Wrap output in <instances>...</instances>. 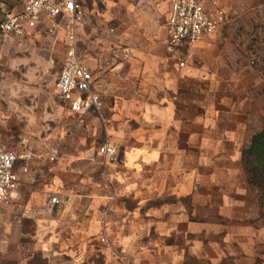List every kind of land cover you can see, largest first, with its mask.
Listing matches in <instances>:
<instances>
[{"label": "crops", "instance_id": "crops-1", "mask_svg": "<svg viewBox=\"0 0 264 264\" xmlns=\"http://www.w3.org/2000/svg\"><path fill=\"white\" fill-rule=\"evenodd\" d=\"M78 1L85 14L76 47L102 106L70 111L80 138L47 186L61 201L48 199L42 214L48 236L65 248L95 245L104 264H264V202L242 165L243 150L264 126V76L243 56L238 32L264 0H222L231 23L175 53L168 50L173 0ZM23 11L24 0H0V20ZM66 22L42 17L23 38L0 32L1 111L10 88L55 94L68 55ZM49 75L55 82L43 83ZM24 141L10 150L34 153ZM104 144L117 149L111 162L99 153ZM30 163L27 172L15 169L10 205Z\"/></svg>", "mask_w": 264, "mask_h": 264}, {"label": "rangeland", "instance_id": "rangeland-1", "mask_svg": "<svg viewBox=\"0 0 264 264\" xmlns=\"http://www.w3.org/2000/svg\"><path fill=\"white\" fill-rule=\"evenodd\" d=\"M255 19V25H246L244 30L249 31L250 44L262 43L263 47L264 10ZM63 52L58 53V58L55 56L60 59V62L56 60L58 69L65 58ZM55 79L56 76L49 75V80L43 83H54ZM5 99L8 100L4 110H0V131L4 134L6 149L19 150L24 139L29 140L36 157L29 164L31 170L25 175L26 184L20 185L21 191L13 204L0 207V264H104L99 247L88 248V242L72 245L68 241L69 247L65 248L55 235L48 236L47 217H42L52 196L47 186L53 181L54 167L70 152V145L79 142L78 119L55 96L52 88L36 96L26 94L24 89L10 88ZM55 150L58 155L51 160ZM27 187L33 188L31 195ZM68 239L73 240L71 234Z\"/></svg>", "mask_w": 264, "mask_h": 264}, {"label": "built area", "instance_id": "built-area-1", "mask_svg": "<svg viewBox=\"0 0 264 264\" xmlns=\"http://www.w3.org/2000/svg\"><path fill=\"white\" fill-rule=\"evenodd\" d=\"M84 14V8L78 0H24L21 15L7 12L0 20L2 34L23 38L29 30L39 25L42 17H67L68 55L56 82L55 94L69 111L78 115H84L91 108L99 110L102 106L100 95L93 90V74L79 58L76 47L77 25ZM231 21L232 13L222 0H173L168 21V50L175 53L184 45H195L215 36ZM48 31L54 34L56 28L51 27ZM129 52L127 49L126 57ZM178 66L182 69L186 65L180 62ZM23 144L26 146L27 142ZM99 153L106 162H111L117 155V149L104 144L99 147ZM57 155L58 151H53L51 160ZM35 157L36 154L29 150L18 153L0 148V207L10 204L16 190V167L22 165L23 171L27 172L26 165ZM60 202L58 196L50 199L52 206Z\"/></svg>", "mask_w": 264, "mask_h": 264}, {"label": "trees", "instance_id": "trees-1", "mask_svg": "<svg viewBox=\"0 0 264 264\" xmlns=\"http://www.w3.org/2000/svg\"><path fill=\"white\" fill-rule=\"evenodd\" d=\"M262 10H264V7L247 14V21L239 26L238 32L241 37L239 43L243 49V56L264 76V45L261 47L262 43L259 46L250 44L249 31L244 30L247 29L246 25L251 27L255 25L257 21L255 16ZM253 40L255 39H251L252 43H254ZM261 42H264V38ZM242 165L249 185L257 191L260 199L264 202V126L251 137L248 145L243 150Z\"/></svg>", "mask_w": 264, "mask_h": 264}]
</instances>
